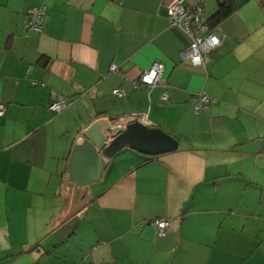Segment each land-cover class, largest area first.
Returning <instances> with one entry per match:
<instances>
[{
  "label": "crops",
  "instance_id": "obj_1",
  "mask_svg": "<svg viewBox=\"0 0 264 264\" xmlns=\"http://www.w3.org/2000/svg\"><path fill=\"white\" fill-rule=\"evenodd\" d=\"M172 1L0 0V264H264V11L234 0L196 65ZM200 1L206 17L218 7L184 3ZM35 6L40 31L26 26ZM155 61L158 83L135 86ZM198 93L211 101L196 112ZM57 95L68 107L52 113ZM130 114L178 149L125 147L98 182L70 181L82 132ZM157 218L171 220L163 237Z\"/></svg>",
  "mask_w": 264,
  "mask_h": 264
},
{
  "label": "built area",
  "instance_id": "obj_2",
  "mask_svg": "<svg viewBox=\"0 0 264 264\" xmlns=\"http://www.w3.org/2000/svg\"><path fill=\"white\" fill-rule=\"evenodd\" d=\"M27 29L32 31H40L45 16L43 7H31L27 12ZM166 17L171 25L181 28L190 39L189 46L182 51V58L189 59L196 65L204 63L205 55L212 49L216 48L220 43V38L212 31L208 24L205 15V2L200 1L194 5H186L184 0H173L167 6ZM163 64L155 61L152 66L143 71L138 79L135 81V86L147 85L153 86L158 83L160 75L163 71ZM111 71L119 72L116 65H111ZM113 94L121 96L123 91L121 89H114ZM168 91L164 90L161 94L163 102L168 101ZM211 98L203 93H198L196 96L194 108L196 112L204 110L210 103ZM68 107V102L57 95L49 103L48 110L52 113H59ZM5 113V105L0 102V116ZM139 121V116L136 114L126 115L125 117L117 119L115 122L125 127L127 124ZM152 225L156 228L157 235L163 237L170 229L171 220L168 218H157L153 220Z\"/></svg>",
  "mask_w": 264,
  "mask_h": 264
},
{
  "label": "water",
  "instance_id": "obj_3",
  "mask_svg": "<svg viewBox=\"0 0 264 264\" xmlns=\"http://www.w3.org/2000/svg\"><path fill=\"white\" fill-rule=\"evenodd\" d=\"M116 120H96L82 132V141L73 146L67 173L77 186L98 182L105 159L125 147L153 157L178 149L177 139L156 125L134 121L122 127Z\"/></svg>",
  "mask_w": 264,
  "mask_h": 264
},
{
  "label": "trees",
  "instance_id": "obj_4",
  "mask_svg": "<svg viewBox=\"0 0 264 264\" xmlns=\"http://www.w3.org/2000/svg\"><path fill=\"white\" fill-rule=\"evenodd\" d=\"M259 1L264 11V0ZM217 2V9L210 17H207L208 24L212 30L215 28V26H217V24H219L223 19L228 17L238 7L234 0H217Z\"/></svg>",
  "mask_w": 264,
  "mask_h": 264
}]
</instances>
